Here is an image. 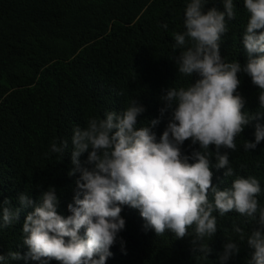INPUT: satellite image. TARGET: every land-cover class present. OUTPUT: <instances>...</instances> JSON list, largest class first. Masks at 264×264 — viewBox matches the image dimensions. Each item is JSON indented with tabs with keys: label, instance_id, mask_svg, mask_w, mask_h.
Segmentation results:
<instances>
[{
	"label": "clouds",
	"instance_id": "9594fccd",
	"mask_svg": "<svg viewBox=\"0 0 264 264\" xmlns=\"http://www.w3.org/2000/svg\"><path fill=\"white\" fill-rule=\"evenodd\" d=\"M207 3L188 0L183 31L172 34L177 54L170 59L179 74L190 78L187 86L161 90L156 118L141 119L147 109L136 98L120 111L108 110L103 118L91 117L84 127L75 126L70 150L67 139L53 141L52 153L61 158L68 152L71 155L67 175L75 177V188L67 204L70 214H59L60 197L51 185L40 191L38 202L27 191L18 195L20 207H14L11 198L4 199L0 229L14 226L22 209L33 210L22 227V243L28 251L23 257L19 252L0 255V261L23 258L42 264L53 260L58 264H106L112 255L110 248L125 228L121 212L128 206L139 211L144 228L157 236L171 232L176 239L191 238L194 256L203 258L213 251L209 242L218 230L214 213L223 217L235 211L254 225L247 232L232 225L233 233L249 249L247 264H264L260 183L255 177L236 175L230 166L236 138L253 121L264 118V0H243L248 14L242 37L243 64L226 61L219 47L228 22L236 17L234 0H223V11L205 10ZM241 74L250 77L257 88L261 111L246 110V100L238 91ZM165 120L158 137L154 129ZM254 127L255 140L244 141L245 151L264 141V125L257 122ZM185 141L191 142L190 154L183 151ZM83 154L87 157L82 162ZM213 169H224L225 178L236 175L231 186L222 188V181L214 184ZM36 187L43 189L40 184ZM240 252V243L228 238L218 260L226 264Z\"/></svg>",
	"mask_w": 264,
	"mask_h": 264
},
{
	"label": "trees",
	"instance_id": "16d2710c",
	"mask_svg": "<svg viewBox=\"0 0 264 264\" xmlns=\"http://www.w3.org/2000/svg\"><path fill=\"white\" fill-rule=\"evenodd\" d=\"M188 0H0V203L11 198L20 207L24 191L38 202L41 190L54 186L60 197L58 212L67 216L75 177H69L71 155L52 153L53 141H69L72 129L84 127L91 117L103 118L108 110L120 111L132 99L146 107L141 119L159 115L161 90L187 86L190 78L177 72L170 58L173 33L183 31ZM236 17L221 36L220 54L226 61H246L242 37L248 14L243 0H234ZM223 11V0H208L205 10ZM167 24V29L162 25ZM239 93L246 110L261 111L258 90L250 77L241 74ZM236 138L230 152L234 173L258 179L260 206L264 207V141L245 151V140L254 142L255 123ZM143 123V121H141ZM166 120L154 129L159 137ZM190 141L183 151L190 154ZM198 147V146H197ZM87 154L81 156L83 162ZM215 161H213V164ZM213 183L230 187L236 178L213 169ZM40 184L43 189H37ZM211 199V196L209 197ZM33 207L22 209L19 221L0 229V255L28 251L22 243L24 219ZM218 230L209 242L208 258L194 256L191 238L176 239L166 232L157 236L145 229L139 211L123 206L125 228L110 248L106 264H220L218 253L226 239L240 243L241 252L226 264H247L249 249L233 233L232 225L247 230V218L235 211L220 217ZM191 231V230H190ZM85 230H80L83 237ZM123 241V244L121 243ZM0 264H42L41 261L8 259ZM47 264H58L48 261Z\"/></svg>",
	"mask_w": 264,
	"mask_h": 264
}]
</instances>
